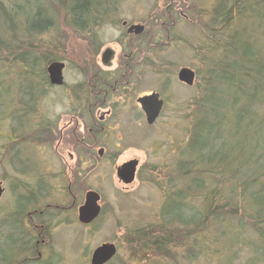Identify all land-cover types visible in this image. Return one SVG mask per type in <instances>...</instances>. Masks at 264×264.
Wrapping results in <instances>:
<instances>
[{
  "label": "rangeland",
  "instance_id": "rangeland-1",
  "mask_svg": "<svg viewBox=\"0 0 264 264\" xmlns=\"http://www.w3.org/2000/svg\"><path fill=\"white\" fill-rule=\"evenodd\" d=\"M9 1L0 4L11 9ZM66 10L49 12V29L34 37L20 38L13 31L4 37L0 19V264H90L93 250L106 243L116 247L107 264H264L259 205L235 195L232 204L222 207L229 203L230 187L240 192L242 172L231 164L215 168L204 163L181 175V164L194 160L188 147L195 126L193 103L200 98L206 70L213 67L211 56L203 59L205 65L200 62L202 54L217 49L219 56L231 34L242 31L264 64V0H111V17L95 24L86 20L84 31L72 28ZM122 22L144 25L142 39L127 37ZM14 23L15 18L13 29ZM105 23L121 29L119 40H101ZM110 44L114 56L107 66L101 63V51ZM46 57L64 64L63 86L50 89L38 76L46 75ZM181 69L195 73L192 86L178 82ZM96 74L114 91L105 100L99 95L80 104L86 94L76 85L87 88ZM22 80L34 86L32 94L37 90L41 95L31 99ZM152 92L160 94L165 106L149 126L136 99ZM215 100L228 111L226 96ZM57 106L62 110L57 112ZM11 108L17 109L13 121L5 116ZM232 117L227 114L200 139L205 143L211 135H221L223 149L229 151L244 135L233 133ZM71 119L72 124L78 120L80 145L71 132L58 142L59 131ZM93 121L104 131L96 133ZM257 138L256 132L253 140ZM231 155L240 163L239 151ZM132 160L138 162L135 180L125 186L115 168ZM211 169L222 174L212 176L207 173ZM196 178L203 180L201 188L192 184ZM88 191L100 195L101 210L83 226L77 215ZM180 213L196 225L185 226ZM214 214L218 221L211 218Z\"/></svg>",
  "mask_w": 264,
  "mask_h": 264
},
{
  "label": "trees",
  "instance_id": "trees-1",
  "mask_svg": "<svg viewBox=\"0 0 264 264\" xmlns=\"http://www.w3.org/2000/svg\"><path fill=\"white\" fill-rule=\"evenodd\" d=\"M66 2L67 0H11V2L9 1V4L11 3L12 5L11 9L0 4V10L2 11L0 19L4 20L5 25V30H2L4 37L11 31L15 32L20 38L23 35H33V37L40 35L42 31L50 27L48 13L57 8H66L65 13L67 16L71 12L72 16L70 20L72 28L79 31H84L86 20L88 19H92L91 23L95 24L99 21L105 22V18L108 15L110 16L111 0H70V2ZM13 18H15L14 27L18 30L10 26ZM260 22L261 25H264V22ZM243 33L241 31L238 34H231V40L221 49V57L218 54L216 55L218 53L216 51L217 49H206L204 50L206 53L204 52L202 54L203 57L200 59V62L205 65L203 59L211 56L213 67L206 70L208 74L204 72L207 75L205 76L203 88L200 89V98L196 103H193L194 111H192V115L195 126L192 127L189 133L191 136L188 139V147L190 154L191 152L194 154L190 158L194 160L188 159L189 161L183 162L181 164L183 167V171L181 172L183 173L181 174L180 172V174L184 176L188 171H192L195 166H204V163L210 164L215 168H219L223 164L224 166L230 167L231 164L232 168L242 172L240 173L239 181L241 179L243 181L238 186L240 192H236L237 187L229 188V196H225L226 198L229 197L226 200L229 203L222 207H227L228 204H232L230 200L233 201V196L236 195L238 197L240 195L242 201H244V198L250 200L252 204L259 205V216H264V211L261 210L264 209V64L259 61V56L256 51L250 49V40L242 39ZM91 41L94 42V35ZM215 55L219 58L225 56V60L222 59L223 61H220L217 58L215 59ZM236 60H239V65L235 62ZM46 61L49 63L47 57ZM205 68L201 69L205 70ZM38 76L43 77V82L46 85L45 76L43 74ZM20 83L24 92L29 91L31 99L40 95L37 90L32 94L33 91L30 88L32 85H27L25 80L20 81ZM216 83L218 86H221V89L217 86L215 90ZM32 88L35 89L34 86ZM217 95H221L222 98L223 96L228 98L230 102L228 107L229 112L224 108V103V107L221 110L220 103L215 100ZM26 96L28 97V94ZM13 104L22 105V102L17 101L15 104L14 101ZM16 110L15 108H11V111H8L9 114L5 115L8 117V120L12 119L13 121L16 119L14 117ZM230 113L233 115V133L236 134L241 131L244 134L240 142L232 145L229 151L223 149L225 140L221 135H211L207 142L204 143L200 139V136L206 133L209 128L221 125L226 115ZM19 120L22 121L23 119ZM256 132L258 133L257 141L253 140ZM259 137L260 140H258ZM238 151L241 154L239 156L240 163L237 162V157L231 155L232 152ZM227 152H229V157L232 158H230L231 161L228 160V156L225 154ZM234 156L236 155L234 154ZM207 173L216 177L222 174L218 169L207 170ZM199 174H202V172H199ZM201 180L196 178L192 181V184L197 186V188H201L202 183H204ZM177 201L179 202L178 205L181 206V200L177 199ZM234 207V209L238 208L235 205ZM179 215L181 216L180 221H185V226H189L191 223H193V226L196 225L195 221H192L191 218H188L187 221L184 213L183 215L181 213ZM192 215L190 214L188 216L191 217ZM211 218L213 221L219 220L217 214H214ZM196 219L198 218L196 217Z\"/></svg>",
  "mask_w": 264,
  "mask_h": 264
},
{
  "label": "water",
  "instance_id": "water-1",
  "mask_svg": "<svg viewBox=\"0 0 264 264\" xmlns=\"http://www.w3.org/2000/svg\"><path fill=\"white\" fill-rule=\"evenodd\" d=\"M126 22L122 25L125 26ZM136 31L140 33L143 30L141 25H133L128 28V32ZM109 51H105L102 59L103 64L109 62ZM64 64L62 62L51 61L45 67L46 76L51 85L61 86L63 77L62 71ZM194 73L188 69H181L178 73V78L181 82L191 86L193 83ZM136 102L140 105L141 111L145 116L147 125H152L160 115L162 110V101L159 100V96L156 93L138 98ZM137 167V161L132 160L116 168V178L125 186L130 185L134 181L135 172ZM3 193V189L0 186V196ZM99 195L94 191H88L85 194L84 203L78 209L77 220L82 225H89L98 217L100 213ZM116 253L115 246L113 244H102L97 247L91 254L90 264H105Z\"/></svg>",
  "mask_w": 264,
  "mask_h": 264
},
{
  "label": "flooded vegetation",
  "instance_id": "flooded-vegetation-1",
  "mask_svg": "<svg viewBox=\"0 0 264 264\" xmlns=\"http://www.w3.org/2000/svg\"><path fill=\"white\" fill-rule=\"evenodd\" d=\"M123 23V22H122ZM122 23H121V26H122V28L125 30V34L127 35V37H134V38H138V39H142V36H143V33H144V25H141V24H139V25H141L142 27H143V30L140 32V33H136V31L134 30H132V31H130V32H128V28L129 27H131V26H133V25H138V24H131V25H128V23L126 22V24H125V26H123L122 25ZM130 40H135V39H133V38H129ZM105 51H109V55H110V59H109V62L107 63L108 65H111V62H112V59H113V56H114V52H113V50H112V48H111V44H110V46L109 47H107V48H104V49H102V51H101V63H102V59H103V55H104V52ZM103 64V63H102ZM107 64H103V65H107ZM107 65V66H108ZM188 70H190V69H188ZM192 71V70H191ZM63 72V71H62ZM193 72V71H192ZM179 73V72H178ZM194 73V72H193ZM62 77H63V80H62V85L61 86H63L64 85V76H63V74H62ZM94 80L95 81H93L91 84H93L92 86H91V84H89L88 85V87L87 88H85V86H82V83L81 84H78V85H76V88H79V90H78V92L79 91H81L82 92V94H86V96H84V97H82V102H80V104H82L83 102H86V104H87V102H88V104L89 103H91V100L92 99H95L96 98V96H99V95H102L103 96V99L102 100H105V96H107V94L108 93H110L112 90L114 91V89L113 88H110V85H109V83H107L106 82V80H105V78L104 77H98V74H96V75H94ZM45 79H46V85H47V87H49L50 89H54V88H58V87H61V86H54V85H51L50 83H49V81H48V78H47V76L45 75ZM177 80H178V82H180L181 84H183V85H185V86H189V85H187L186 83H184V82H181L180 80H179V78H178V74H177ZM194 81H195V73H194V77H193V83H194ZM193 83H192V85H193ZM191 85V86H192ZM152 93H156V92H152ZM151 94V93H150ZM158 96H159V100H161L162 101V110H163V108H164V106H165V102H164V100L160 97V94H158V93H156ZM41 95V94H40ZM78 95V94H77ZM149 95V94H148ZM79 96V95H78ZM144 96H146V95H144ZM141 97H143V96H141ZM141 97H138V98H141ZM137 98V99H138ZM136 99V100H137ZM136 104H137V106L139 107V109L141 110V108H140V105L136 102ZM86 106H88V110H86V116H88L89 118H91V113H92V111L91 110H89V105H86ZM162 110H161V112H162ZM161 112H160V114H161ZM143 113V112H142ZM108 115V114H107ZM144 115V114H143ZM160 116V115H159ZM144 118H145V116H144ZM103 120H104V118L103 117H100L99 119H98V122L99 123H102L103 122ZM72 122H73V119H71L70 120V122H68L66 125H64V127L59 131L60 132V136L58 137V142H62V141H64V140H66V138H64V136H66L69 132H71V134L73 135V142L75 141L76 142V144H78V145H80V144H82V142H80L79 141V136H76V129H77V125H78V120H76L75 121V123L74 124H72ZM145 122H146V120H145ZM147 124V123H146ZM77 126V127H76ZM91 127H95L96 128V133H101V132H103L104 131V126L102 125V124H95V122L93 121V124L91 125ZM86 131L88 130V133H90V136L92 137V139L94 140H92L93 142H95V138H94V136L93 135H91V132H92V130H91V128L90 127H88L87 126V124H86ZM69 129H71V130H69ZM92 142V143H93ZM94 144V146H96V144L95 143H93ZM97 155H98V157H102L103 155H104V149L103 148H99L98 150H97ZM73 157H74V159L76 158V160H77V163H78V158L75 156V155H73V154H69V158H70V160H72L73 159ZM78 165H80L79 163H78ZM137 167H138V162H137ZM137 167H136V172H137ZM117 168V167H116ZM116 168H115V176H116ZM136 172H135V176H136ZM117 180H118V178H117ZM134 180H135V177H134ZM119 181V180H118ZM120 182V181H119ZM134 182V181H133ZM121 183V182H120ZM0 186H1V184H0ZM1 188H2V186H1ZM3 189V188H2ZM4 191V190H3ZM95 192V191H94ZM97 193V192H96ZM98 194V193H97ZM99 195V194H98ZM99 198H100V195H99ZM101 202V198H100V200H99V203ZM100 205V204H99ZM100 210H101V207H100Z\"/></svg>",
  "mask_w": 264,
  "mask_h": 264
},
{
  "label": "clouds",
  "instance_id": "clouds-1",
  "mask_svg": "<svg viewBox=\"0 0 264 264\" xmlns=\"http://www.w3.org/2000/svg\"><path fill=\"white\" fill-rule=\"evenodd\" d=\"M121 29L117 26H114L111 23H105L100 28V38L102 41H117L121 37ZM61 107L57 106L56 111H61Z\"/></svg>",
  "mask_w": 264,
  "mask_h": 264
}]
</instances>
